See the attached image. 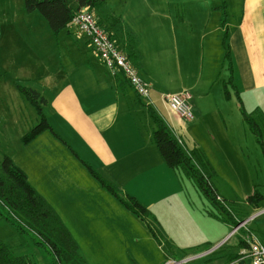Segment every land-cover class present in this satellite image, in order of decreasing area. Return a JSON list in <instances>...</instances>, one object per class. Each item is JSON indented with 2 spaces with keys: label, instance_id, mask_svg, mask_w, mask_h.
Wrapping results in <instances>:
<instances>
[{
  "label": "rangeland",
  "instance_id": "1",
  "mask_svg": "<svg viewBox=\"0 0 264 264\" xmlns=\"http://www.w3.org/2000/svg\"><path fill=\"white\" fill-rule=\"evenodd\" d=\"M222 1L107 0L104 6L143 37L145 80L150 99L154 95L158 100L151 107L187 150L204 151L213 170L210 181L236 218L245 221L253 212L264 211V200L258 210L247 202L255 191L264 196V153L257 134L243 121L235 93L225 105L228 108L222 109L223 115L221 107L205 104L200 107L201 118L194 115L193 121L170 119L162 106L164 96L182 91L194 95L196 19L217 24L223 17ZM226 1L227 24L237 25L243 0ZM70 3L75 6V0ZM131 3L138 13H133ZM24 7V0H0V168L9 156L27 174L60 214L78 244V256L60 261L39 235L16 232L4 219L9 212L2 203L0 241L13 256L34 264H75L76 260L78 264H164L168 245L176 261L230 264L229 255L242 251L235 247L234 226L210 217L208 213H220L196 184L166 165L153 142L155 125L147 107L123 84L122 76L115 77L106 65L96 72V80L87 69L88 57L95 54L87 49L86 36L73 27L72 32L66 29L51 39L40 24L43 21L50 29L44 17L38 11L28 14ZM108 9L94 13L103 16ZM165 18L176 28L166 29L161 22ZM228 76L222 74L224 80ZM233 76L238 84L236 70ZM18 83L47 100L44 113L52 127L29 144L23 138L42 118L18 90ZM243 97L245 110L261 126L264 141V91L243 93ZM206 101L215 102L214 94ZM143 148L153 149L164 166L150 156L132 159L127 152ZM89 167L123 197L134 196L150 210L147 222L155 234L103 187ZM248 228L264 231V215ZM225 233L224 240L216 243Z\"/></svg>",
  "mask_w": 264,
  "mask_h": 264
},
{
  "label": "trees",
  "instance_id": "2",
  "mask_svg": "<svg viewBox=\"0 0 264 264\" xmlns=\"http://www.w3.org/2000/svg\"><path fill=\"white\" fill-rule=\"evenodd\" d=\"M106 1L107 0H75V6H72L70 0H24V8L28 14L38 11L47 21L52 33L58 37L62 31L70 29V27L73 26L72 21L76 13L82 10H87L92 15H95L94 10L101 9ZM219 8L223 13L222 24L223 26H226L228 16L227 1H222ZM105 15L106 24L100 20L98 23L99 27L108 35L121 54L127 57L130 65L137 70L142 78H144L140 72L142 69V55L139 52L138 36L134 31L124 25L122 17L112 14L110 11ZM89 44L93 48V51L97 53L103 64L106 65L91 40H89ZM121 46L123 47L121 48ZM223 49L224 63L222 69L223 72H227V75H229L227 79H221L224 97L227 101H230L233 98V93H235V96L237 97L236 100L243 116V121L249 123L253 132L257 134V143L262 147L264 153V141L261 126L254 121L252 114L247 113L245 110L241 92L238 84L235 82V77L233 76L235 65L227 30L223 35ZM109 70L117 78L122 76L123 84H128L136 94L137 98L142 102V99L144 98L138 95L134 85L123 68L116 66L115 69ZM17 88L22 95L37 108L42 118L41 121L23 138L24 143L29 144L47 130L52 129L51 124L44 113V105H46L47 100L38 91L29 87L18 83ZM144 100L146 101V99ZM142 105L147 107V111L155 125L153 142L157 146L166 165L174 172L188 178L196 184L199 191L221 214L211 212L208 213L210 217L229 223L234 227L238 226L240 222L237 220L235 212L227 205L210 181L213 175V170L204 151L198 147L187 150L181 138L174 134L167 121L157 114L155 109L151 107V104L146 105L143 102ZM193 120L194 118L191 121ZM89 168L92 175L101 182L103 187L114 196L120 204L126 208V210L141 219L151 233L155 234L153 225H150L147 222V219L151 216L150 210L134 196L126 195V197H123L116 186L105 179L97 171L93 170L91 167ZM262 200H264V196L255 191L253 195L248 197L247 202L255 208H259V203ZM0 203L8 208V216L4 219L15 229L16 232L19 234L35 233L39 235L43 240L41 243L48 245L60 261L64 259L68 261L76 259L78 256V244L67 229L61 217L47 200L31 185L27 174L21 168L16 166L12 158L9 156H5L0 168ZM239 246L247 247L246 243L242 240L240 241ZM169 249L168 245V249L165 250V252L169 251ZM78 263L79 261L76 260L75 264ZM0 264L34 263L29 261L26 257L13 256L10 248L6 247L4 243L0 241Z\"/></svg>",
  "mask_w": 264,
  "mask_h": 264
},
{
  "label": "crops",
  "instance_id": "3",
  "mask_svg": "<svg viewBox=\"0 0 264 264\" xmlns=\"http://www.w3.org/2000/svg\"><path fill=\"white\" fill-rule=\"evenodd\" d=\"M131 4L133 5V13H138L137 8L134 6V4L133 3ZM104 5L101 7V9L102 8H105V10L108 9ZM108 11H110L114 15L116 14L115 11L113 12V10L111 9H108ZM29 16H33V15H29ZM94 16L97 19L98 23L101 20L104 24H106L105 21L106 15L98 16L95 14ZM141 16L143 18V15ZM35 19L38 22L40 20L37 17ZM122 19L124 21V25L127 28L134 31V29L124 20L123 17ZM161 22H164L166 29H169L170 26L176 28L175 23L170 24V18L162 19ZM40 24L44 27L46 33H48L50 35V38L52 39L53 38L52 30L48 29V27L44 25L43 21H41ZM179 26H182V24H179ZM73 27L74 26H71L69 29L71 32L73 30ZM226 30L229 33V42L232 48L235 70L238 73V87L241 92V97H243V93L250 94L258 91H264V0H243L242 15L240 16V21L237 25H233V24L229 25L226 22V26H223L221 18L219 19L217 24H213V25H211V20L196 19V86L191 87L192 91L194 92V95H192L191 91L189 92L187 91V92L190 94V104L191 101H194V105L192 106V112H194L193 115H195L198 119L201 118L200 107L204 106L205 104L208 105L210 104V106L217 105L218 108L221 107L220 113L221 115H223V112H221L222 109L228 108L225 105L227 104V102H230L232 100L231 99L230 101H227L225 99L224 91L221 83L222 74L224 73L222 69L224 63L223 35ZM138 38H139V52L142 55V69L140 70V72L143 75V77L146 78L144 73L147 75V66H146L147 62H146V53L143 49L144 46L143 37L138 36ZM76 39L79 40L78 38ZM85 45L87 49L91 51V53L95 54V57H88L87 66L89 67H87V69L93 71L95 73L94 76L96 80H98L99 77H97L98 75H96V72L100 73L102 71L103 66L105 67V65L103 64L97 53L93 51V48L89 44L88 38L85 41ZM122 47L123 46H121V48ZM87 55H89V53ZM97 59L101 61L102 64L98 62ZM212 93L214 94L215 102L209 103L206 101V99L209 98L210 94ZM151 98L152 100L149 97L151 102H148L146 100L148 105H150V103L151 105L153 104L155 105V103L158 102L157 98H155L154 95H152ZM139 102L143 104L144 99H142V102L139 100ZM162 106L165 108V112L166 110L168 111L166 112L167 117L173 120H175L176 118L179 119V117H177L163 102H162ZM118 111L120 112L121 110ZM127 152L132 159H137L138 157L141 156L143 160H146L150 156V158H152V160L160 164V166H164L158 154L151 148L129 149ZM67 183L69 184V182ZM50 204L53 206L51 202ZM53 208L56 210L55 206H53ZM255 209L257 210L260 209V206L259 208H255ZM256 214L258 213L253 212L251 215L254 216ZM258 219H260V217ZM237 220L240 223L243 222L240 221V219L238 218ZM245 231L246 230L242 228L239 233L234 235L235 237L238 238L237 245H235V247H240L242 251L240 250L241 252L239 253L229 255L228 259L230 261V264H251L250 260L244 257L243 254L244 251L247 250L246 247L239 246L240 241L241 240L243 241V236L245 235ZM253 232L256 233L264 243V231L262 232L253 231ZM226 236L227 233L223 234V236H221L216 243H220L221 241H223ZM169 248H170L169 251L166 252L163 251L164 261H165L164 264L166 263V261H168V259H172L171 258L172 249L170 246ZM194 260L196 259H190L189 262ZM189 262L187 264H189Z\"/></svg>",
  "mask_w": 264,
  "mask_h": 264
},
{
  "label": "built area",
  "instance_id": "4",
  "mask_svg": "<svg viewBox=\"0 0 264 264\" xmlns=\"http://www.w3.org/2000/svg\"><path fill=\"white\" fill-rule=\"evenodd\" d=\"M72 25L92 41V44L95 46L109 69L113 70L116 66L123 68L134 85L138 95L148 100V102H151L149 99L150 85L142 78L137 70L130 65L127 57L121 54L108 35L99 27L94 15L87 10L79 11L74 15ZM162 99L165 105L179 118L188 121L194 118L190 104V94L187 91L170 94L162 97ZM263 215L264 211L241 222L232 232V235H235L239 233L242 228L246 230L243 241L247 245V250L244 251L243 254L244 257L250 260L251 264H264V243L256 233L248 228V223ZM189 261L190 259L183 261L169 259L165 264H187Z\"/></svg>",
  "mask_w": 264,
  "mask_h": 264
}]
</instances>
